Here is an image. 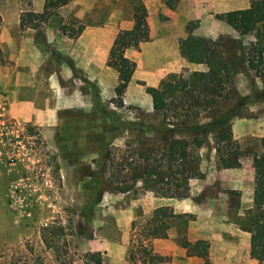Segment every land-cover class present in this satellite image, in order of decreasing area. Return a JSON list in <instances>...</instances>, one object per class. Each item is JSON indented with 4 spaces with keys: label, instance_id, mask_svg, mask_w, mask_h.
Instances as JSON below:
<instances>
[{
    "label": "rangeland",
    "instance_id": "374dc122",
    "mask_svg": "<svg viewBox=\"0 0 264 264\" xmlns=\"http://www.w3.org/2000/svg\"><path fill=\"white\" fill-rule=\"evenodd\" d=\"M42 1L0 0L1 18L40 12ZM165 1L71 0L51 15L44 25L46 45H39L35 75L28 78L32 70L23 68L28 59L12 71L19 72L22 82L36 85L43 100L38 105L56 111L52 122L45 119L40 124L8 114L3 81L7 73L0 68V264L26 251L27 244L40 249V228L53 221L65 224L69 216L74 226L92 234L91 239L76 240L74 264H151L135 247L142 240L152 248L156 237L150 216L153 209L169 203L180 205L179 210L171 207L175 213L189 215L170 224L177 244L180 238L206 236L213 245L212 260L208 257L212 263L264 264L250 249L253 233L245 230L253 207V157L264 138V79L243 60L253 35H239L216 18L248 2L177 0L171 9ZM134 11L146 18L149 37L138 48L125 50L135 68L117 96V73L106 65L107 53L115 35L132 27ZM46 30L52 34L49 42ZM24 36L29 39L31 33ZM199 36L222 38L219 49L237 65V93L247 97L228 123L237 164L221 167L209 137L195 150L198 175L189 179L187 197L154 196L141 181L132 183L125 169L141 148L157 144L152 128L160 116L152 110L146 88L205 70L178 50L181 39ZM0 65L7 64L0 59ZM30 91L20 88L18 94L29 97ZM233 105L232 101L225 109ZM186 128L179 126L174 136L189 140L192 134ZM165 257L158 264L182 263L177 256Z\"/></svg>",
    "mask_w": 264,
    "mask_h": 264
},
{
    "label": "trees",
    "instance_id": "16d2710c",
    "mask_svg": "<svg viewBox=\"0 0 264 264\" xmlns=\"http://www.w3.org/2000/svg\"><path fill=\"white\" fill-rule=\"evenodd\" d=\"M70 1L43 0L40 12L20 13V28L33 29L39 43L46 45L44 25L58 8ZM176 1L166 0L165 4L172 9ZM247 1L248 7L217 14L216 18L239 35H253L243 60L249 69L264 79V0ZM132 19V27L115 35L107 53L106 65L117 73L114 88L117 96L123 94L135 68V62L125 56V50L138 48L149 37L146 18L134 11ZM1 22L0 15V26ZM59 29L62 31L65 26L61 25ZM81 30L79 27L76 34ZM221 39L206 36L181 39L178 43L181 57L194 64H203L206 69L194 70L187 76L178 75L165 80L159 87L146 88L152 110L160 116L158 126L152 128L157 135V144L141 148L137 158L125 169L129 171L132 183L141 181L142 187L154 196L187 197L189 179L198 175L195 150L204 146L209 137L221 167L231 168L237 164L236 143L228 123L238 114L247 97L237 93L233 82L237 65L219 49ZM232 101L234 105L225 109ZM179 126L187 127L188 134H192L189 140L174 136ZM252 166L253 207L245 230L253 233L249 239L250 249L258 252L264 261V138L261 139V151L253 157ZM188 216L187 213H175L169 205L158 206L153 209L149 224L156 238L165 239L171 222ZM40 237V249L34 250L27 244L26 251L11 255L8 264H74L78 256L76 240L91 239L92 234H85L82 226H74L69 216L65 224L53 221L42 226ZM179 244L185 249L186 256L198 257L203 264H215L208 260V245L200 240L191 242L180 238ZM135 251L151 264L162 263L166 259L154 253L151 246L142 240L138 241ZM131 255H135L134 250Z\"/></svg>",
    "mask_w": 264,
    "mask_h": 264
},
{
    "label": "crops",
    "instance_id": "0c3cea01",
    "mask_svg": "<svg viewBox=\"0 0 264 264\" xmlns=\"http://www.w3.org/2000/svg\"><path fill=\"white\" fill-rule=\"evenodd\" d=\"M246 7H248V5L244 4L236 9H243ZM33 32L34 30L30 28H26V30L21 29L19 26V18H2L0 26V59L7 65L4 67L0 65V68H4L7 73L3 80L5 85L8 87L5 95L8 101L6 110L11 117L17 119H23L25 121L34 120L40 124L42 120L47 119L49 120L47 123H49L56 117V111L51 107L47 106L43 108L42 105H38L41 104L43 100L39 97L36 85L22 82L21 79H18L19 72L14 71V73L12 71L17 66L22 67L24 65L23 61L28 59V66L23 68L32 70V74H29V76L22 74V76L26 79L27 76L30 78V75H35L34 71L39 63L37 61V52L39 50L40 43L35 40ZM26 33H31V37H29V39L24 36ZM45 37L49 42L52 38V34L46 30ZM20 88L30 89L31 96L20 97L18 94V90ZM168 205L173 207L174 210H179L180 205L178 203H169ZM167 234L168 236L165 239L154 238L152 241V248L156 254L164 257L177 256L182 260L181 264H203V260L198 257L186 256L185 249L171 238L170 229ZM196 240H200L202 243L209 245L208 257L212 260L213 245L211 244V240H209L206 236H197L191 239L192 242Z\"/></svg>",
    "mask_w": 264,
    "mask_h": 264
}]
</instances>
